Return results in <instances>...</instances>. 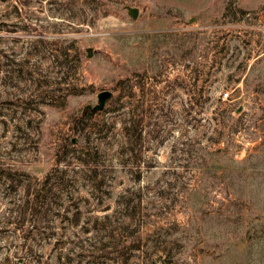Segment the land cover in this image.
<instances>
[{
	"label": "rangeland",
	"instance_id": "374dc122",
	"mask_svg": "<svg viewBox=\"0 0 264 264\" xmlns=\"http://www.w3.org/2000/svg\"><path fill=\"white\" fill-rule=\"evenodd\" d=\"M0 264H264V0H0Z\"/></svg>",
	"mask_w": 264,
	"mask_h": 264
},
{
	"label": "water",
	"instance_id": "95a60500",
	"mask_svg": "<svg viewBox=\"0 0 264 264\" xmlns=\"http://www.w3.org/2000/svg\"><path fill=\"white\" fill-rule=\"evenodd\" d=\"M130 16L133 19H137L139 10L137 8H129ZM112 97V93L109 91H103L98 94V102L99 104L95 107V111H102L105 107V104Z\"/></svg>",
	"mask_w": 264,
	"mask_h": 264
},
{
	"label": "built area",
	"instance_id": "2783aa9c",
	"mask_svg": "<svg viewBox=\"0 0 264 264\" xmlns=\"http://www.w3.org/2000/svg\"><path fill=\"white\" fill-rule=\"evenodd\" d=\"M232 99L231 91H226L222 94V100H229Z\"/></svg>",
	"mask_w": 264,
	"mask_h": 264
}]
</instances>
